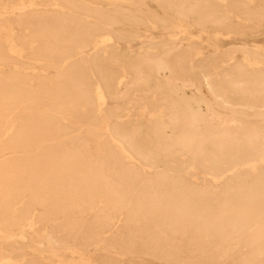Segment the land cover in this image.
Masks as SVG:
<instances>
[{
	"label": "bare ground",
	"instance_id": "obj_1",
	"mask_svg": "<svg viewBox=\"0 0 264 264\" xmlns=\"http://www.w3.org/2000/svg\"><path fill=\"white\" fill-rule=\"evenodd\" d=\"M263 29L264 0H0V264H264V45L213 41Z\"/></svg>",
	"mask_w": 264,
	"mask_h": 264
},
{
	"label": "rangeland",
	"instance_id": "obj_2",
	"mask_svg": "<svg viewBox=\"0 0 264 264\" xmlns=\"http://www.w3.org/2000/svg\"><path fill=\"white\" fill-rule=\"evenodd\" d=\"M140 9L141 12L144 13L147 10L151 12H157L155 6L151 4L150 2L144 1V3H140ZM140 32L145 31V28L143 26H140ZM213 41H215L216 44L222 49H226L231 45H251L253 42H256L258 44L264 45V29L259 34H242V35H231L230 37H219L214 38ZM121 47L123 49V45L121 44Z\"/></svg>",
	"mask_w": 264,
	"mask_h": 264
}]
</instances>
